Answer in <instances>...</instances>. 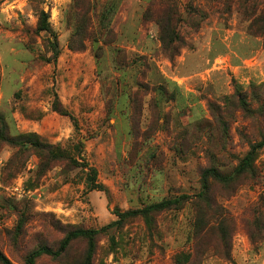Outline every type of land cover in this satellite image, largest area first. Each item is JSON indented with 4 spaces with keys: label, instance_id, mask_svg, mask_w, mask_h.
I'll return each mask as SVG.
<instances>
[{
    "label": "rangeland",
    "instance_id": "1",
    "mask_svg": "<svg viewBox=\"0 0 264 264\" xmlns=\"http://www.w3.org/2000/svg\"><path fill=\"white\" fill-rule=\"evenodd\" d=\"M0 130L12 264L108 225L35 264H264V148L237 174L264 143V0H0ZM210 169L233 181L209 179L223 216L205 232L187 202L119 222Z\"/></svg>",
    "mask_w": 264,
    "mask_h": 264
},
{
    "label": "trees",
    "instance_id": "2",
    "mask_svg": "<svg viewBox=\"0 0 264 264\" xmlns=\"http://www.w3.org/2000/svg\"><path fill=\"white\" fill-rule=\"evenodd\" d=\"M106 10L107 9L101 10V13L98 17L99 19L97 21H99L100 18L104 16ZM48 19H49L48 14L42 11L40 13V22H39V29L41 31H49L50 27H49ZM172 20H173L172 18H169L167 19V21H165L161 16L158 17L157 20L160 26V40L167 48L173 46V44L178 40L177 32H175L176 30H174L169 26V24L172 23ZM97 26L98 28L100 27L99 23L97 24ZM53 108L59 114L67 116V114L63 112V107L58 99L56 100V102H54ZM0 136H1V130H0ZM262 148H264V143L258 144L250 149V151L247 153V155L241 162L237 174H242L245 173L246 171L252 170L251 165L254 160V157L256 153ZM92 174L94 175L95 173L92 171ZM210 178H214L217 181H221L223 183H231L233 181L232 178H227L225 176H222L217 170H213V169L206 170L203 173L202 191L200 193L196 195H183L173 200H166L154 204L152 206H149L143 210L128 211L121 213L118 215L120 219L119 222L125 221L128 218L136 217L139 215H149L152 213H159L167 210H172L174 207L183 204V202L184 203L187 202L193 204V207L195 208V221H194L195 228H202V231L205 232L210 228L212 222L216 221L218 223L219 219L223 216L219 213L215 201L213 200L212 196H210L209 194ZM97 189H101V186H98ZM111 226L112 225H108L107 227L99 231L84 230V229L72 230L63 240L61 247L58 251H54L53 249L47 247L40 248L31 255L28 264H35V260L43 255L59 257L65 252V250L67 249L68 245L72 240L82 237L92 239L93 237L105 231ZM0 262L2 264H12L1 251H0Z\"/></svg>",
    "mask_w": 264,
    "mask_h": 264
}]
</instances>
